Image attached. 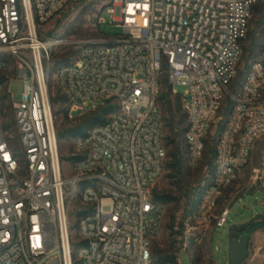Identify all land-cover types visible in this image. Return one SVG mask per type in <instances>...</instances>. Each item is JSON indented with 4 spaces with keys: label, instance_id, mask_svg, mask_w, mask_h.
Masks as SVG:
<instances>
[{
    "label": "built area",
    "instance_id": "obj_1",
    "mask_svg": "<svg viewBox=\"0 0 264 264\" xmlns=\"http://www.w3.org/2000/svg\"><path fill=\"white\" fill-rule=\"evenodd\" d=\"M70 1L0 0V91L6 84L11 95L10 78L2 77L10 68L22 86L13 103L17 149L0 125V264H151L163 211L153 188L167 158L161 77L174 95L175 84L185 87L179 96L190 167L201 160L223 101L231 100L215 171L191 216L204 225L264 137V44L230 91L249 17L264 0H109L120 33L42 38L40 25ZM54 48L74 49L55 72L69 118L114 107L72 138L70 175L63 173L52 112ZM228 215L221 209L214 227L225 226Z\"/></svg>",
    "mask_w": 264,
    "mask_h": 264
},
{
    "label": "rangeland",
    "instance_id": "obj_2",
    "mask_svg": "<svg viewBox=\"0 0 264 264\" xmlns=\"http://www.w3.org/2000/svg\"><path fill=\"white\" fill-rule=\"evenodd\" d=\"M108 1H70L62 11L40 25L41 37L87 39L99 35L120 33L121 29L111 23L110 15L107 13L108 8L104 7ZM99 15L103 22L98 25L97 18ZM247 33L253 41L252 51L248 54L242 50L237 63V73L230 86L231 89L237 88L243 80L250 62L260 56L259 47L264 43V1L256 4L252 9ZM248 42L246 41V44ZM73 54L74 49L72 48H54L52 52L49 85L51 99H54L51 103L56 130L76 126L90 114L86 113L73 118L65 116L66 98L56 85V68L68 62ZM2 77L6 81L10 78L9 90L11 95L6 92L5 84L0 91V125L7 130L14 148L17 149V133L13 123V103L21 93V81L14 75L13 68L5 70ZM163 78L165 77H161V82ZM161 90L160 86L159 91L161 92ZM174 90L183 93L185 87L175 84ZM158 103L162 114V132L167 158L164 171L155 183L153 191L158 195L172 196L174 199L163 204L161 229L152 241L153 257L151 264H165L164 256L169 252H173L177 256L180 264H227L229 237L240 233L241 224L260 220L264 217V174L255 172L249 166V159L237 171L236 178L224 189L210 220L204 225L193 223L190 220L192 201L196 199L198 192L209 183L213 175L211 164H209L212 157L211 147L214 149L216 147V141L219 137L218 129L227 117L230 101L228 98L223 101L222 107L210 127L199 163L194 167L185 163L180 170L170 168L167 165L170 159L169 153L174 146L166 141V137L174 138L177 142H181L183 148L184 134L174 135L169 133L166 127V118L169 115L168 107L176 108L177 104L180 103V98L172 92H168L166 98L159 100ZM77 114V112H73V115ZM260 141L264 143V138ZM72 150V138L59 140L61 164L65 175L71 174L69 156ZM258 160L262 173H264V145L259 151ZM223 208H229L228 222L223 227L215 228L214 217ZM71 220L74 222V219ZM181 224L184 225L183 230H181ZM73 230L74 237H76L75 226ZM172 231H177V233L172 234ZM249 234L248 255L242 264H264V227H260Z\"/></svg>",
    "mask_w": 264,
    "mask_h": 264
},
{
    "label": "trees",
    "instance_id": "obj_3",
    "mask_svg": "<svg viewBox=\"0 0 264 264\" xmlns=\"http://www.w3.org/2000/svg\"><path fill=\"white\" fill-rule=\"evenodd\" d=\"M107 3L105 4L104 7H106ZM246 41H249V42L246 44ZM252 43H253L252 38L246 32L245 38L241 41V50H243L244 52H248V54H250V52L252 51V45H253ZM262 44H264V43H262ZM262 44L259 47V52H261V50H262ZM253 61H251V62H253ZM57 68H56V70H57ZM163 75H165V73H163ZM162 77H165V78H163L162 82H160V86H161L162 90H161V92L159 91L158 102H159V100H164L166 98L168 92H170V93L172 92V86L170 85V83H167L168 80H167L166 75L162 76ZM230 91L235 92L236 88L235 89L230 88ZM176 96H178L180 98L179 93H177ZM227 98L229 99V101L231 103L230 98L229 97H227ZM53 101H54V99H51L52 103H53ZM230 107H231V105L228 106V112L230 110ZM113 108L114 107L112 105H109V104L102 105L96 111L91 112L85 119H83L80 122V124H78L76 126L65 127L63 129H57L56 135H57L58 140L65 139V138L66 139L67 138H74L76 136L82 135L91 126H93L99 122H102L104 120V116L107 115L108 113H110L113 110ZM168 108H169V115L166 118V120H167L166 127L168 128L169 133H173L174 135H177V136L184 134V132L186 130V117H185V114L183 113V111L181 112V110H182L181 100H180V103L177 104L176 108L172 109L170 106ZM67 112H68V107L64 111L65 116H67ZM223 126H224V123L222 125H220V127L218 129L219 135L223 129ZM163 138H164V136H163ZM166 141L169 144H173V146H174L169 153L170 159H169L167 165L170 168L180 170V168L183 166V164L186 163L184 143H183V148H182L181 142H177L174 138L166 137ZM217 141H218V139H217ZM217 141H216V144H217ZM183 142H184V137H183ZM215 150H216V147H215V149H214V147H211L212 157L210 159L209 164H211V169H212L213 173L215 171ZM212 162H214V165H212ZM207 185L201 191L198 192L196 199L192 201L191 211H190V213H191L190 220H191V216L195 210V207H196L201 195L203 194L205 188L207 187ZM153 197L156 201H158L162 205L166 204L167 202L174 199V197L169 196V195H163V194L158 195L154 191H153ZM180 226H181V230H183L184 225L181 224ZM260 227H264V217H262L260 220H252V221H249L247 223L241 224L239 230H240V232H246L249 234L250 232H252V231H254ZM172 232H173L172 234L177 233V231H172ZM152 257H153V252H152ZM164 257H165V259H164L165 264H180L178 262L177 256L173 252L167 253Z\"/></svg>",
    "mask_w": 264,
    "mask_h": 264
},
{
    "label": "water",
    "instance_id": "obj_4",
    "mask_svg": "<svg viewBox=\"0 0 264 264\" xmlns=\"http://www.w3.org/2000/svg\"><path fill=\"white\" fill-rule=\"evenodd\" d=\"M250 234L242 233L229 237L227 264H242L248 255Z\"/></svg>",
    "mask_w": 264,
    "mask_h": 264
},
{
    "label": "crops",
    "instance_id": "obj_5",
    "mask_svg": "<svg viewBox=\"0 0 264 264\" xmlns=\"http://www.w3.org/2000/svg\"><path fill=\"white\" fill-rule=\"evenodd\" d=\"M262 138L264 137H260L258 138L257 140H255L254 144H253V147L251 149V154H250V161H249V166L257 173H260L261 174H264L262 173V170H261V165H260V162L258 160V154H259V151L262 147V145H264V143H262V141H260ZM240 175V173H239Z\"/></svg>",
    "mask_w": 264,
    "mask_h": 264
},
{
    "label": "flooded vegetation",
    "instance_id": "obj_6",
    "mask_svg": "<svg viewBox=\"0 0 264 264\" xmlns=\"http://www.w3.org/2000/svg\"><path fill=\"white\" fill-rule=\"evenodd\" d=\"M242 233H246V232H240V233H238L237 235L242 234Z\"/></svg>",
    "mask_w": 264,
    "mask_h": 264
}]
</instances>
